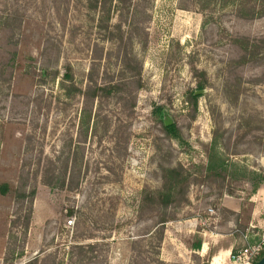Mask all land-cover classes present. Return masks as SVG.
I'll list each match as a JSON object with an SVG mask.
<instances>
[{
	"label": "rangeland",
	"instance_id": "1",
	"mask_svg": "<svg viewBox=\"0 0 264 264\" xmlns=\"http://www.w3.org/2000/svg\"><path fill=\"white\" fill-rule=\"evenodd\" d=\"M88 1L0 0V186L10 187L0 194V264H188L162 256L161 213L170 237L171 225L224 195L246 198L264 185V62L242 66L236 43L263 39L264 18L239 19L215 0L204 11L184 0H124L100 29ZM69 74L82 90L92 75L120 93L102 106L66 100ZM99 108L97 123L80 120ZM48 158L65 185L35 176ZM179 167L189 204L141 209L144 192L162 188L161 169ZM22 185L37 190L33 220L27 238L18 229L11 240ZM76 245L96 246L80 262Z\"/></svg>",
	"mask_w": 264,
	"mask_h": 264
},
{
	"label": "trees",
	"instance_id": "2",
	"mask_svg": "<svg viewBox=\"0 0 264 264\" xmlns=\"http://www.w3.org/2000/svg\"><path fill=\"white\" fill-rule=\"evenodd\" d=\"M188 5L190 4L192 7H195L198 10H205V8L209 7L213 0H209V4L205 3L204 0H184ZM215 4L218 2L223 3V7L227 6H235V14L239 19L253 21L257 19L264 18V0H215ZM89 9L92 12H95L99 15L98 27L100 29L104 28L103 24H110L113 15L120 13V6L124 3V0H89ZM122 3V4H121ZM205 3V4H204ZM202 4L203 7H202ZM187 5V6H188ZM189 8V7H185ZM5 28L8 29L11 27L9 22L5 23ZM107 27V26H106ZM105 27V28H106ZM108 28V27H107ZM106 28V29H107ZM8 31V30H7ZM122 40V39H121ZM122 42V41H121ZM237 46L241 49V59L240 64L242 66L248 64H257L259 65L261 62H264V38L263 39H250V38H240L236 40ZM46 75L44 73L41 74V79L44 80ZM90 86L82 90L77 88L73 83V78L69 74L64 78V81L61 83V91L63 92V97L66 100H72L76 95H80L82 99L85 101L87 106L93 107L94 103H98L99 106L103 104V97L112 96V94H118L119 86L111 87L99 86L98 83L92 79V75L90 76ZM203 88V86H200ZM189 102L194 105V108L197 106V97L194 93L190 95ZM86 106V107H87ZM87 109V108H86ZM83 110L81 121L85 120L90 125L91 121L94 117V123H97L100 116V108L97 110L94 116H92V110L87 112ZM163 108L157 107L154 110V115L162 122L161 119L163 117ZM97 120V121H96ZM165 125V124H164ZM165 133L168 134L171 139H176L178 136V130L176 126L172 125L169 127L164 126ZM31 139V138H29ZM29 149V148H28ZM30 151L27 150V154ZM38 165H41L42 159L38 158ZM47 165V166H46ZM46 167L44 169H39L36 175H41L42 183L45 186L57 188L58 185H65V180L60 181L58 175L55 170V160L48 158L46 162ZM162 180L163 185L160 190L157 191H145L141 203V209L146 207H151L154 211H166L171 206H182L184 204H189V199L187 197L188 188H189V177L187 176V172L182 168H162ZM215 172H212L214 174ZM211 174V175H212ZM209 175V177L211 176ZM24 177V174H22ZM24 179V178H22ZM259 182L263 184L264 175L261 174ZM260 185V184H259ZM22 191H18L16 194V202L17 209L16 213L11 222V236L10 239L14 238V231L21 230V234L24 238H27L28 233L31 228L32 220H33V204L35 201V196L37 194L36 188L31 189L30 192L26 191L27 185H22ZM259 187H255L253 193L257 192ZM10 192V187L7 184L0 186V194L2 196H6ZM233 193H229V196H233ZM28 200V201H27ZM165 213V212H164ZM161 213L160 219L156 224L155 233L158 236V240L160 243H163L165 236V226L169 223L167 215ZM96 246V245H95ZM95 246H78L76 245L73 249L78 251L77 256L79 255L80 262L85 260V255L87 249H93ZM201 243H196L195 247L200 248ZM8 255L10 254V248L7 250ZM22 253V252H21ZM264 255H262L258 260H261ZM256 262V263H257ZM255 263V264H256ZM31 264H33L31 262Z\"/></svg>",
	"mask_w": 264,
	"mask_h": 264
},
{
	"label": "crops",
	"instance_id": "3",
	"mask_svg": "<svg viewBox=\"0 0 264 264\" xmlns=\"http://www.w3.org/2000/svg\"><path fill=\"white\" fill-rule=\"evenodd\" d=\"M206 212L171 225L175 233L170 237L166 230L163 257L170 253L171 258L188 264H232L233 255L245 245L246 234L252 232L256 237L264 233V185L250 197L224 195L215 209ZM199 242L201 246L196 248Z\"/></svg>",
	"mask_w": 264,
	"mask_h": 264
},
{
	"label": "built area",
	"instance_id": "4",
	"mask_svg": "<svg viewBox=\"0 0 264 264\" xmlns=\"http://www.w3.org/2000/svg\"><path fill=\"white\" fill-rule=\"evenodd\" d=\"M210 215H215L213 210ZM244 247L232 257V264H255L264 255V233L254 236L252 232L244 236Z\"/></svg>",
	"mask_w": 264,
	"mask_h": 264
},
{
	"label": "water",
	"instance_id": "5",
	"mask_svg": "<svg viewBox=\"0 0 264 264\" xmlns=\"http://www.w3.org/2000/svg\"><path fill=\"white\" fill-rule=\"evenodd\" d=\"M200 93H203V91L196 93V95H198ZM163 116H164L163 117L164 118L163 119L164 120V124H165L166 127L172 126L174 124L173 121H172V119H171V117H170V115H169V113L167 111H165V110L163 111ZM256 264H264V256Z\"/></svg>",
	"mask_w": 264,
	"mask_h": 264
}]
</instances>
